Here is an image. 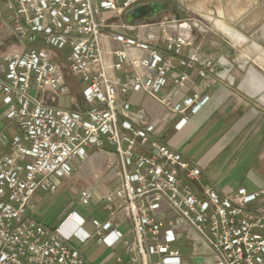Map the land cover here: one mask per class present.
I'll return each instance as SVG.
<instances>
[{
    "label": "built area",
    "instance_id": "2783aa9c",
    "mask_svg": "<svg viewBox=\"0 0 264 264\" xmlns=\"http://www.w3.org/2000/svg\"><path fill=\"white\" fill-rule=\"evenodd\" d=\"M155 1L0 0V264H85L70 244L75 231L62 233L70 220L83 221L70 213L50 229L29 207L38 191L55 192L52 178L69 176L73 161L104 144L117 155L122 185L104 198L109 219L93 221L97 241L111 247L120 239L110 221L118 211L133 232L123 242L129 260L112 264H181L171 246L180 225L196 233L212 264H264V187L220 196L126 100L141 93L181 114L208 100L198 92L186 96L188 76L175 72L177 65H210L202 42L181 27L190 17L125 23L127 10ZM184 51L187 58L176 63ZM169 85L177 99L161 95ZM91 196V188L80 191L78 203L89 204ZM164 205L175 222L161 216ZM76 237L82 244L90 239Z\"/></svg>",
    "mask_w": 264,
    "mask_h": 264
},
{
    "label": "crops",
    "instance_id": "0c3cea01",
    "mask_svg": "<svg viewBox=\"0 0 264 264\" xmlns=\"http://www.w3.org/2000/svg\"><path fill=\"white\" fill-rule=\"evenodd\" d=\"M161 1L172 6L176 14L160 13L156 21L166 13L168 17L179 19L190 17V21L181 24L182 28L189 26L193 31L202 24L209 29L206 34L213 41H218V35L223 34L239 42L247 39L264 47V0ZM187 54L188 51H184L176 56V63L186 59ZM259 54L264 59V53ZM201 56L210 63L208 67L177 65L175 70L176 74L188 76L183 89L186 96L195 92L201 97L208 96L207 102L196 112L173 113L141 93L127 95L126 100L133 109L142 108L146 112L154 135L185 160L196 164L203 171L204 181L214 185L220 196L238 188L250 192L259 190L264 187V105L258 100L256 87L248 83V71L254 68L247 69L242 77L241 64L244 66L246 62H241L240 54L232 56L224 50L210 52L206 45H202ZM232 57L233 65L228 62ZM200 70L204 71V77L199 74ZM261 72L264 75V70ZM175 92L169 85L161 95L173 98ZM4 124L0 119V129ZM12 132L9 131V136ZM0 152H3L1 144ZM117 162L114 149L107 144L103 151L87 150L84 160L72 162L69 176L51 179L55 192L38 191L29 207V214L50 229L57 228L70 213L83 221L77 226L76 220H70L62 233L75 231L70 244L79 249L85 264H112L116 257L124 262L129 260L123 242L132 239V225L121 211L110 219L111 228L121 235L113 246L97 241L93 225V221L104 223L109 219L108 211L103 209L104 198L122 185ZM108 163L112 165L107 167ZM87 188L92 189L87 204L91 209L80 213L75 206L79 204L80 191ZM160 212L165 221L175 222L176 216L170 207L164 205ZM84 234L90 239L82 244L76 236ZM175 237L171 246L179 252L181 264H212L210 251L198 241L192 229L180 225Z\"/></svg>",
    "mask_w": 264,
    "mask_h": 264
},
{
    "label": "rangeland",
    "instance_id": "374dc122",
    "mask_svg": "<svg viewBox=\"0 0 264 264\" xmlns=\"http://www.w3.org/2000/svg\"><path fill=\"white\" fill-rule=\"evenodd\" d=\"M165 16V17H164ZM169 14L163 15V17H159L158 21H164V22H169L170 17H168ZM185 17H183L184 19ZM193 37L196 40H200L202 42V45H206L207 49L210 52H218L220 50H224L226 53H231L232 56L233 54H240L242 61L241 62H246V64L243 66V70L241 72V76L243 77L247 69L250 67H253L258 73L262 74L261 69L264 70V59L260 56L259 52L264 53V47L259 44H254L250 40H245L244 42H239L237 41V38H228L226 35H218V37L222 38L221 40L219 38L218 41H213L209 39V34L202 33L200 32L197 28L193 30ZM206 43V44H204ZM7 46V45H5ZM254 46V47H253ZM233 58V57H232ZM229 64L233 65L235 62L234 58L232 61H228ZM264 76V75H263ZM227 78V77H225ZM235 82V81H234ZM232 83V80H231ZM62 102L63 99H60ZM75 209L82 213L84 211H90V206L89 205H82V204H77L75 206Z\"/></svg>",
    "mask_w": 264,
    "mask_h": 264
},
{
    "label": "water",
    "instance_id": "95a60500",
    "mask_svg": "<svg viewBox=\"0 0 264 264\" xmlns=\"http://www.w3.org/2000/svg\"><path fill=\"white\" fill-rule=\"evenodd\" d=\"M176 5L175 2H172ZM163 1L140 4L127 10L124 14V21L129 25L138 24L142 20H155L160 13L170 12L176 14V11ZM177 19H179L177 17Z\"/></svg>",
    "mask_w": 264,
    "mask_h": 264
},
{
    "label": "bare ground",
    "instance_id": "6f19581e",
    "mask_svg": "<svg viewBox=\"0 0 264 264\" xmlns=\"http://www.w3.org/2000/svg\"><path fill=\"white\" fill-rule=\"evenodd\" d=\"M241 67L243 65L241 64ZM248 83L256 87V93H259L258 100L264 105V77L254 69L248 71Z\"/></svg>",
    "mask_w": 264,
    "mask_h": 264
},
{
    "label": "flooded vegetation",
    "instance_id": "af4514ba",
    "mask_svg": "<svg viewBox=\"0 0 264 264\" xmlns=\"http://www.w3.org/2000/svg\"><path fill=\"white\" fill-rule=\"evenodd\" d=\"M167 4H165L164 6H166Z\"/></svg>",
    "mask_w": 264,
    "mask_h": 264
}]
</instances>
